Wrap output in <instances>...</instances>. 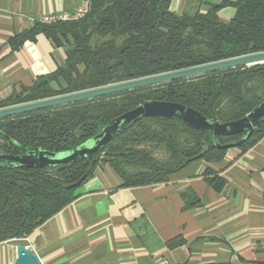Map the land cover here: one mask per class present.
Wrapping results in <instances>:
<instances>
[{"label": "trees", "instance_id": "16d2710c", "mask_svg": "<svg viewBox=\"0 0 264 264\" xmlns=\"http://www.w3.org/2000/svg\"><path fill=\"white\" fill-rule=\"evenodd\" d=\"M170 4L91 0L89 13L78 20L36 22L16 35L13 45L44 33L65 47L66 59L55 72L1 100L0 108L264 51V0H223L207 3L205 11L199 5L180 14ZM226 4L236 9L227 24L218 14ZM148 99L180 102L213 121H233L264 100V64L2 118L0 150L20 153L13 141L35 151L73 149ZM242 135L214 137L179 117H143L98 151L61 169L9 168L0 162V242L28 237L77 197L80 185L68 186L85 174L87 180L102 163L115 170L121 186L151 185L167 181L193 161L222 160L229 149L213 147L212 141L224 144ZM263 136L264 121L238 148L246 150ZM160 150L165 158L155 155ZM204 175L222 189L224 180L217 172L209 168ZM191 191L183 193L187 206L199 202Z\"/></svg>", "mask_w": 264, "mask_h": 264}, {"label": "crops", "instance_id": "0c3cea01", "mask_svg": "<svg viewBox=\"0 0 264 264\" xmlns=\"http://www.w3.org/2000/svg\"><path fill=\"white\" fill-rule=\"evenodd\" d=\"M223 0H171L176 13ZM79 0H0V101L55 72L66 59L44 33L19 46L12 39L41 15L73 10ZM236 9L226 4L219 19ZM211 168L224 180L205 179ZM192 190V191H191ZM199 202L187 206L183 193ZM77 197L25 241L0 242V264H14L16 246H31L42 264H264V136L246 150L230 148L217 162L196 160L165 182L124 187L100 164ZM180 241V243L172 244Z\"/></svg>", "mask_w": 264, "mask_h": 264}, {"label": "water", "instance_id": "95a60500", "mask_svg": "<svg viewBox=\"0 0 264 264\" xmlns=\"http://www.w3.org/2000/svg\"><path fill=\"white\" fill-rule=\"evenodd\" d=\"M262 64H264V51L245 54L174 71L2 107L0 108V119L90 100L101 96L113 95L137 88L156 86L177 80L196 78L229 69L251 67ZM157 116L179 117L184 122L211 133L214 137L243 134L238 139L224 144H222L218 139H214L212 141L211 145L213 147L230 149L242 145L251 137L254 131L260 127L264 121V100L242 118L228 122H219L211 120L208 116L201 113L197 109L190 106L187 107L185 104L180 102L148 99L112 119L106 125H101L102 128L96 135L90 137L73 149L60 152L45 149L35 151L29 150L20 143L10 139L21 152L13 154L0 150V162H5L9 168L58 167L61 169L79 158L88 157L92 153L98 151L114 136L124 132L136 119ZM200 156H197V158ZM86 177L87 174L68 187H78ZM14 264H42V262L31 246L25 244L24 242H20L16 246V259Z\"/></svg>", "mask_w": 264, "mask_h": 264}, {"label": "built area", "instance_id": "2783aa9c", "mask_svg": "<svg viewBox=\"0 0 264 264\" xmlns=\"http://www.w3.org/2000/svg\"><path fill=\"white\" fill-rule=\"evenodd\" d=\"M91 0H79L77 6L70 11H64L59 13L43 14L41 15L36 22L41 23H56L60 21H72L78 20L86 16L90 11ZM14 241H25L28 240L27 237L20 239H13Z\"/></svg>", "mask_w": 264, "mask_h": 264}, {"label": "rangeland", "instance_id": "374dc122", "mask_svg": "<svg viewBox=\"0 0 264 264\" xmlns=\"http://www.w3.org/2000/svg\"><path fill=\"white\" fill-rule=\"evenodd\" d=\"M155 155L157 156V157H160V158H165L166 157V152L165 151H157L156 153H155ZM102 156H104V153L102 154Z\"/></svg>", "mask_w": 264, "mask_h": 264}]
</instances>
